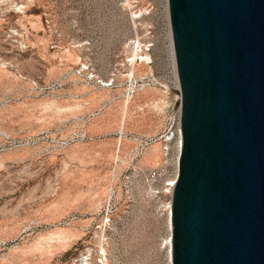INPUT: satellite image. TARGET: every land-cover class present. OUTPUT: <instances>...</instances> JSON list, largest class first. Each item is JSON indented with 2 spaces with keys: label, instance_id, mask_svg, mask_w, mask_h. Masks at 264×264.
<instances>
[{
  "label": "rangeland",
  "instance_id": "rangeland-1",
  "mask_svg": "<svg viewBox=\"0 0 264 264\" xmlns=\"http://www.w3.org/2000/svg\"><path fill=\"white\" fill-rule=\"evenodd\" d=\"M22 1L23 14H0V58L14 65L13 79L0 82V264H75L81 255L89 264H170L178 152L166 158L158 139L136 155L132 140L159 135L168 96L158 87L131 94L117 141L131 72L172 73L167 0ZM11 27L23 46L7 36ZM138 41L152 63L136 59L131 70ZM81 63L114 79L106 95L75 74ZM154 143L158 158L144 163Z\"/></svg>",
  "mask_w": 264,
  "mask_h": 264
},
{
  "label": "water",
  "instance_id": "water-1",
  "mask_svg": "<svg viewBox=\"0 0 264 264\" xmlns=\"http://www.w3.org/2000/svg\"><path fill=\"white\" fill-rule=\"evenodd\" d=\"M182 149L171 264H264V0H167Z\"/></svg>",
  "mask_w": 264,
  "mask_h": 264
},
{
  "label": "built area",
  "instance_id": "built-area-1",
  "mask_svg": "<svg viewBox=\"0 0 264 264\" xmlns=\"http://www.w3.org/2000/svg\"><path fill=\"white\" fill-rule=\"evenodd\" d=\"M1 2V11L0 14L6 13H16L23 14L25 12V4L22 0H0ZM168 6V2H167ZM168 12V9H167ZM169 17V13H168ZM170 27V22H169ZM7 36L11 38L15 43H19L22 45V41L20 40V32L18 28L11 27L7 32ZM23 50V48H21ZM149 56V55H148ZM150 57V56H149ZM176 60V59H175ZM139 63H144V60L138 59ZM152 63V59L150 57L149 65ZM75 74L82 79L87 85L95 86L99 88H111L114 84V79L108 76L98 75L94 68L89 63H81L80 66L77 67ZM61 84L52 83L41 87L42 89H55L58 88ZM127 94L131 96V94L139 91H143L148 87H158L161 92L168 96V100L164 106L166 115L163 123V129L157 136H149V137H133L132 140L137 142V145L133 152H136V155L144 152V149L147 145L157 141L158 139H162L164 142V156L167 158L169 153L172 150H177L182 144V122H181V104H180V91H179V79L176 67V61L173 59V70L170 76L167 78L161 79L156 76L153 72L142 74L140 76H134L132 73L129 76L127 82ZM36 87H39L36 84ZM97 114V113H95ZM94 115V114H93ZM79 136L73 135L69 138H63L60 140L61 144H68L72 141H75ZM83 138V137H82ZM11 141V139L8 137ZM180 155V154H179ZM179 160V159H178ZM177 161V159H176ZM177 165V163H176Z\"/></svg>",
  "mask_w": 264,
  "mask_h": 264
},
{
  "label": "bare ground",
  "instance_id": "bare-ground-1",
  "mask_svg": "<svg viewBox=\"0 0 264 264\" xmlns=\"http://www.w3.org/2000/svg\"><path fill=\"white\" fill-rule=\"evenodd\" d=\"M167 9H168V6H167ZM170 33H169V36H170V44H171V49H172V53H173V59L174 61L175 60V53H174V47H173V42H172V35H171V30H169ZM139 41L137 42V45L135 48H133L132 50V55H133V58L131 59L132 60V64H131V70H134L135 68V65H136V62L135 60L136 59H141V60H144V64L147 65V67H150V65L148 64L149 63V60H150V57L146 54V55H139ZM141 50V48H140ZM139 56V57H138ZM138 57V58H137ZM141 64V63H139ZM14 65L11 63V62H8V61H5L3 59L0 58V82L1 81H11L13 78L12 74H11V71L8 69L9 67H13ZM133 74V71L131 72ZM20 76L22 77V75L20 74ZM107 91H109V89H103V90H100L98 91L100 95L99 97H103L104 95H106ZM91 97H95L93 95H91ZM129 98H130V95L128 94H125V99L123 101V106H122V112H121V118H120V122H119V134H120V137L117 139L118 141V145L120 146L121 142H122V135H123V131H124V128H125V124H126V119H127V116H128V103H129ZM157 103V102H156ZM79 106V105H78ZM106 106V105H105ZM139 108H142V107H139ZM98 113V112H96ZM181 149H182V144L180 145L179 149H178V155H177V172H178V159H179V154L181 152ZM119 152V151H117ZM158 158V143H154L147 151L146 153L144 154L143 158H142V161L145 163V162H152V161H155L156 159ZM176 177H177V173L175 175V177L170 181L169 185L171 187H173L174 185V182L176 180ZM171 205H169V213H168V220H169V229H170V235L168 236V238L166 239V244L168 245L169 247V263L171 264L172 263V253H171V244H172V239H171V230H172V222H171ZM102 253L105 255V249L102 248ZM88 259L89 257L88 256H83L81 255L78 259L75 260V264H89L88 262Z\"/></svg>",
  "mask_w": 264,
  "mask_h": 264
}]
</instances>
